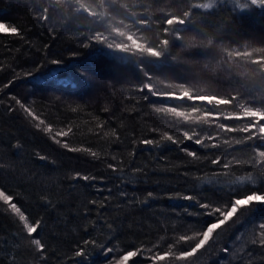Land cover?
<instances>
[{
    "label": "trees",
    "instance_id": "obj_1",
    "mask_svg": "<svg viewBox=\"0 0 264 264\" xmlns=\"http://www.w3.org/2000/svg\"><path fill=\"white\" fill-rule=\"evenodd\" d=\"M207 2L209 0H0V99L3 100L0 103V185L21 196L20 203L30 213L31 220L43 218L41 235L48 245L47 264H108L103 252L99 248L93 249L92 245L87 246L89 256L83 261L74 256L78 248L84 247L86 239L103 241L121 250L152 249V252L145 251L144 256L155 251L163 253L169 244L175 245L173 251L185 250L187 245L177 243L178 237L199 231L207 218L197 215L202 210L194 202L169 199V195L192 194L201 202L223 203L230 199L228 183L250 171L264 172V166L253 165L256 157L252 142L236 144V140H243L247 133L220 132L216 139L208 140V134L217 133V122H185L171 114L155 111L156 107L178 104L180 110L191 113L195 103L201 110L193 113V117L213 111L221 114L218 122L242 127L247 120H224L223 115L242 113L241 104L264 108V69L251 63L264 55V52L254 51L264 49V15L233 14L231 5H217L207 12L194 9L197 15L193 19L201 24L207 35L188 32L185 36H196L197 44H206L208 38H213L216 47L209 51L214 56H203L200 48L188 50L174 45L173 54L181 58L178 67L161 69L158 64L148 65L153 69L149 74L156 88L175 90L179 94L180 89L166 86L184 83L193 94L238 96L227 106L152 97L146 89L140 91L143 83L148 82L147 78L139 69L127 67V61L129 58L133 61L154 58L139 53L135 56L120 53L93 39L102 34L113 45L130 43L126 36L113 34L120 31L134 35L145 46H158L159 39L172 37L163 34L165 25L156 17L165 14L182 16L191 3ZM141 13L153 17L150 30L138 31L130 19ZM3 24L17 27L24 38L3 33ZM221 47L247 50L252 56L235 58L229 67L224 62L227 57L226 53L220 52ZM52 60L61 63L52 64ZM121 62L125 64H119ZM160 80L164 83H159ZM9 81L14 82L3 88ZM10 96L19 98L55 129L71 125V145L91 147L99 153L100 159H93L86 153L67 152L52 143L34 127ZM9 105L15 110L9 111ZM100 124H104L103 129L98 127ZM153 128L169 131L180 139L184 131H195L209 147L191 141L181 145L197 151L200 160H193L170 142L163 149L149 150L140 145L139 140L159 139V132L151 131ZM112 130H115V136L111 135ZM103 132L109 135L105 137ZM214 143L218 147H210ZM17 144L20 147H15ZM37 153L48 159L38 160ZM221 154L230 167L222 170L227 174L219 177L220 186L203 185L196 180V176L221 170L210 163ZM156 156L163 159L157 160ZM108 163L123 167L126 172L132 167H140L147 174L138 177L137 185L123 187L129 200L134 196L137 198L135 202H125L119 196V173L108 169ZM76 172L105 178L103 185L99 179L92 183L112 188L110 199L105 201L106 207L100 208L89 201H104L109 193L98 192L83 180L73 181L71 177ZM185 172L191 175L185 176ZM148 192H153L155 198L149 199ZM45 197L51 199L55 209L43 205L42 198ZM145 199H148L147 204L143 203ZM85 208L89 209L87 216ZM260 222H264V206L257 205L255 211L244 217L242 223L234 225L225 236L226 242L234 239L237 233L242 234L241 242L230 245L229 254L220 251L224 246L222 242L214 249L202 250L185 264H250L247 255L241 259L242 254L238 251L241 244L252 254L251 264H264V248L250 243L256 238ZM108 223L113 225L111 232L106 226ZM17 232L22 234L19 222L0 205V240L6 241L0 246L4 250L0 264H9L10 253H15V264H41L29 250L26 236L16 238L19 247L7 244ZM134 261L135 264H151L140 257ZM161 264L182 262L170 258Z\"/></svg>",
    "mask_w": 264,
    "mask_h": 264
},
{
    "label": "snow or ice",
    "instance_id": "obj_2",
    "mask_svg": "<svg viewBox=\"0 0 264 264\" xmlns=\"http://www.w3.org/2000/svg\"><path fill=\"white\" fill-rule=\"evenodd\" d=\"M217 5H231V12L233 14H259L264 15V0H209L207 3H191L188 10L183 12V15H170L165 14L162 17H156L157 20H161L165 27L163 28V34L165 36H171L172 39L164 38L159 39L158 46H145L137 41V39L132 34H127L125 32L116 31L113 34L119 37H125L130 43H116L113 45L108 42V37L103 36L102 34H97L93 39L102 44H106L108 49H114L120 53L129 54L135 56L136 53H139L141 56H146L147 58H154L153 60L141 59L138 61H133L131 58L127 61V67L139 69L140 72L147 78L148 82L143 83L140 91L145 89L152 97H162L167 100H172L176 102L183 101H192V102H206L207 105H212L214 107L218 106H227L232 105L235 100L238 99V96L233 95L230 97H220L217 95L209 94H193L188 88L185 87L184 83H177L175 85L168 84L167 88L180 89L179 94L175 90L167 91L160 90L156 88L153 84V77L150 76V72L153 71L152 68L148 67L149 64L160 65L161 69H175L181 64V58L178 54H173V46L182 47L184 49L191 50L193 48H200L201 54L205 57H212L214 53L209 51L210 48H215L213 38H208L207 43L201 42L197 44L196 36L191 38H186L185 33L193 32L198 33L202 36L207 34L203 31L201 24L196 23L193 19L194 13L193 10H204L207 12L217 8ZM257 10L258 13H257ZM133 24L137 27V30H150L152 24L154 23L153 17L150 15L140 14L135 17H130ZM137 21H146L147 23H136ZM4 25L5 34H11L20 39H23V34L15 26ZM179 42V43H177ZM162 46V47H161ZM159 48V50H158ZM256 52H264V49H254ZM221 53H226L227 59L224 61L232 66V62L235 58H249L252 56V52L244 50H229L226 48H220ZM58 60H52V64H60ZM251 63L261 66V69H264V55L259 56L257 59L252 60ZM119 64H125L123 62ZM207 69V66H205ZM14 81H9L3 85V88H8ZM159 83L163 84L164 81L160 80ZM145 100H148V96L144 97ZM253 99H255L253 97ZM10 100L14 101L16 105L19 106L28 118L30 122L34 124V127L44 133L48 139L52 141L55 145L71 153H86L91 156L93 159H100L99 153L94 151L91 147L83 146H72L70 142V136L73 133V128L71 125L55 129L52 123H47L44 119L40 117L31 107L27 106L16 96H10ZM0 103H3V100L0 99ZM242 113H228L223 115L224 120H247V122L242 127H232L225 123L218 122L221 119L220 113H213V111H207L202 117H193V113H198L201 109L200 107L192 106L191 113L180 110V106L173 105L169 107H156L155 111L158 113L171 114L175 118H179L185 122H191L193 120H199L204 124H210L211 122L215 123L217 133L215 135L208 134L206 138L208 140L216 139V136L220 132L231 133V132H242L247 133L248 135L243 140H236V144L252 142L251 147L255 154V159L253 161L254 166H264V108L245 106L241 104ZM9 111H14L15 109L11 108V105L8 107ZM73 112L76 111L75 108L72 109ZM107 111V109H105ZM211 126V125H210ZM98 127L101 129L104 128V124H100ZM153 132H159V139L144 138L139 140L140 145L146 146L149 150L163 149L166 143H171L177 145L181 152L185 153L188 157H191L193 160H200L201 157L197 151L188 149L187 147H182L181 145L184 142L191 141L196 145L209 147L205 144V139L201 138L199 133L192 131H184L182 139L178 138L176 134H170L169 131H161L158 128L151 129ZM108 132H103V136L107 137ZM112 136L116 135L115 130L111 132ZM259 141L260 143H256ZM135 144L136 141H133ZM225 144L228 143L227 140L224 141ZM15 147H20V145H15ZM210 147H218L217 144H211ZM135 156V151L132 153ZM37 159L40 161H46L47 156L37 153ZM115 160V157H112ZM155 159H163V157L156 156ZM212 165L219 166V169L211 173H205L202 176H196L195 179L199 180L203 185L211 186H220L219 177L226 175L227 173L222 170H226L230 167L229 163L223 161V154L216 155L210 160ZM107 168L111 169L113 173H119L117 179L119 184H117L118 194L125 202L131 203L136 201V197H132L131 200L128 199V192L123 190L125 186H135L140 181L138 177L140 175H147L144 170L140 167H132L130 171H125L123 167H117L113 163H108ZM185 176H190L191 173L185 172ZM73 181L83 180L88 182L87 186L94 188L98 192L107 191L109 196L104 197V201H89L92 205H98L100 208L106 207L105 201H108L111 197L112 188H104L100 185H97L95 182L97 179L100 180L101 185H103L105 178L96 177L95 175L82 174L76 172L72 177ZM230 199L224 201L223 203H213V202H201L197 196L192 194L175 193L169 195V199H183L186 201L194 202L196 207L202 211L198 212V216L206 217L207 219L201 224L199 231H195L192 235H180L178 237L177 243L183 242L187 245L185 250H179L178 252L173 251L175 245L169 244L168 250L163 253L159 251L153 252L149 256H144L145 251L152 252V249L136 247L134 250H121L117 246H108L105 242H98L95 239L84 240V247L78 248L75 251L74 256L77 258H87L89 256L88 245H92L93 249L99 248L106 258H108V264H129L130 261H133L135 264L134 258L140 257L151 262V264H161L163 261H168L170 258H174L175 261L189 262L191 258L195 257L198 253H201L202 250L209 251L214 249L216 245L224 243V246L220 248V251L224 254H229L230 245L233 242H241L242 234L237 233L234 239L224 241L225 236L232 230L233 226L237 223H242L243 218L248 214L256 210V206H264V172L256 173L255 171L247 172L246 174L240 176L237 180L232 181L226 185ZM147 197L149 199L155 198L153 192H148ZM21 196L17 193L11 192L7 187L0 185V205H2L7 213L11 214L20 224L22 228V234L20 232L13 233L14 239L7 241V244L11 247H19V243L16 238H26L29 241V250L32 251L40 260L41 264H47L48 256L46 249L48 247L47 242L43 239L41 235V230L44 227L43 218L37 220H31L30 213L27 209L20 203ZM42 203L45 207L55 209V205L49 198H42ZM144 204L148 203V199L143 201ZM89 209L85 208V216L88 215ZM107 228L111 232L113 229L112 223H108ZM5 240H0V246L5 245ZM252 245H258L260 248H264V222L258 224V233L256 238L250 241ZM242 254L241 259L244 255L249 257L251 264V253L246 251V248L243 244L238 249ZM120 253L119 255H116ZM109 254H112L109 256ZM4 255L3 247H0V256ZM9 264H15V253H10L8 256Z\"/></svg>",
    "mask_w": 264,
    "mask_h": 264
},
{
    "label": "rangeland",
    "instance_id": "obj_3",
    "mask_svg": "<svg viewBox=\"0 0 264 264\" xmlns=\"http://www.w3.org/2000/svg\"><path fill=\"white\" fill-rule=\"evenodd\" d=\"M0 28H2V27L0 26Z\"/></svg>",
    "mask_w": 264,
    "mask_h": 264
}]
</instances>
